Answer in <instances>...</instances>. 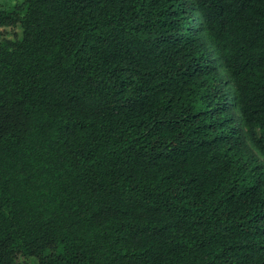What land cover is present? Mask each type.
<instances>
[{
	"label": "trees",
	"instance_id": "trees-1",
	"mask_svg": "<svg viewBox=\"0 0 264 264\" xmlns=\"http://www.w3.org/2000/svg\"><path fill=\"white\" fill-rule=\"evenodd\" d=\"M20 256L264 264V0L0 9V264Z\"/></svg>",
	"mask_w": 264,
	"mask_h": 264
},
{
	"label": "rangeland",
	"instance_id": "rangeland-1",
	"mask_svg": "<svg viewBox=\"0 0 264 264\" xmlns=\"http://www.w3.org/2000/svg\"><path fill=\"white\" fill-rule=\"evenodd\" d=\"M23 0H0V9H12L15 7L18 3L22 2ZM4 35L8 38H19L22 36V30L20 27H16L14 29L11 28H3L2 29ZM226 80L229 81L228 75L225 74L223 71ZM37 260L35 258H28L20 256L17 260V264H36Z\"/></svg>",
	"mask_w": 264,
	"mask_h": 264
}]
</instances>
